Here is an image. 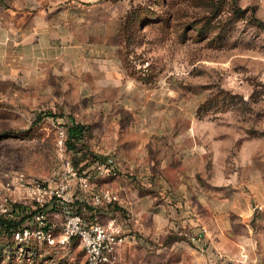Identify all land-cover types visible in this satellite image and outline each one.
Here are the masks:
<instances>
[{
    "label": "rangeland",
    "instance_id": "rangeland-1",
    "mask_svg": "<svg viewBox=\"0 0 264 264\" xmlns=\"http://www.w3.org/2000/svg\"><path fill=\"white\" fill-rule=\"evenodd\" d=\"M72 6L80 18V39L86 38L85 24L93 30L105 27L110 32L105 34V46L97 34L89 40L95 45L93 51L87 50L88 60L70 63L63 55L64 42L47 35L44 52L30 54L29 68L15 70L17 76L12 77L1 70L0 214L16 218L39 211L26 187L36 182L55 189L66 180L70 188L65 197L79 199L45 203L41 218L36 211L23 224L32 232L27 240L12 238L0 228V264H85L80 241L65 240L62 231L65 211L79 208L90 220L94 209L92 195L81 190L70 167L82 174L87 164L109 159L131 169L114 154L115 144L121 143L117 139L130 134V122L135 124L129 127L138 136L139 155L158 157L174 148L178 153L198 152L204 134L206 140L222 136L223 148L210 153L207 141L206 153L222 161L223 172L210 167L209 159L206 173H182L184 187L191 191L198 189L197 182L207 189L225 187L236 171L237 180L252 170L264 174V0H46L44 8L48 12L56 8L55 20L62 21ZM89 19L95 29L86 23ZM98 54H107V60H96ZM100 65L113 74L95 83L90 74ZM111 117L117 122H110ZM73 121L86 126L79 154L66 146L67 126ZM178 138L185 148L173 146ZM247 143L255 151L246 170L235 157ZM101 147L110 150L108 157L95 159ZM226 161L233 166H226ZM125 174L126 169L109 179ZM156 175L144 174L140 181L146 180L145 186L153 190ZM160 175L169 182L174 174ZM103 179L98 187H107ZM218 180L222 185L213 184ZM116 203L97 207L96 215ZM250 218L257 242L253 248H242L228 264H264V211H255ZM46 225L50 235L47 231L38 235L36 231ZM137 238L138 243L119 248L117 264L203 262L188 235L173 231L158 239Z\"/></svg>",
    "mask_w": 264,
    "mask_h": 264
},
{
    "label": "crops",
    "instance_id": "crops-1",
    "mask_svg": "<svg viewBox=\"0 0 264 264\" xmlns=\"http://www.w3.org/2000/svg\"><path fill=\"white\" fill-rule=\"evenodd\" d=\"M45 4L46 0H0V73L1 70H7V76L12 77L17 76L15 70L29 68L30 61H32L30 54L43 51V46L47 43V35L51 40H58V43L64 42L66 51L62 54L68 56L66 60L70 63L88 60L87 50L93 51L95 45L89 40L97 34L102 37L100 45L107 44L105 40L110 34L108 28H106L107 31L105 27L96 30V26L90 19L85 20L86 23L93 25L96 32L85 24L86 32L82 37L86 38L80 39L78 30L80 18L76 14V8L73 6L67 8L62 21L60 19L58 21L54 17L56 8L48 12L44 8ZM51 42L53 41H50V44ZM107 57V54H98L95 59L105 61ZM83 72L79 71L78 74ZM111 74L113 73L100 65L99 70L97 69L94 74L91 72L90 75L97 83L99 80L102 82ZM113 78L116 79L115 76ZM99 108L100 106L94 105V109ZM116 119L111 117L109 120L117 122ZM132 125L135 124L130 122L127 125L130 134H123L117 139V142L121 141V143L115 144L118 152L114 153L118 155L123 164H126L125 166L130 165L131 169L125 167L124 170L126 169L128 174L120 178L109 179L107 177L102 180L104 186L112 188L118 194L119 202L116 205L101 208L99 212L101 222L107 224L114 218L116 225L145 240L158 239L173 231L188 235L201 231L202 226L206 227L209 236V253L206 257H201L202 264H228L227 261L237 257L242 248L246 250L248 245L253 248L257 238L250 227V217L255 211H264V174L252 170L251 173L243 174L241 180H237L239 176L236 171V174L226 179L223 184L225 187L207 189L197 182L195 184L198 185V189L191 191L184 187L185 178L181 175L182 173L191 174L202 171L206 173L209 159L212 160L210 167L212 165L215 171L223 172L222 161L218 162L219 158L215 155L208 156L206 153L207 141L210 143L208 146L210 153L216 154L219 149L223 148L222 136L214 134L213 139L206 140L204 134L198 152L182 150L183 152L178 153V149L174 148V151L168 155L153 157L138 154L137 147H135L138 136L132 135V127H129ZM234 145L230 143V150ZM173 146L185 148L183 140L179 138L173 141ZM250 148L252 151L249 152ZM105 149L106 147L98 148L97 153L101 154L95 155L107 158L105 153L110 150ZM253 151H255L254 145L247 143L246 148L244 147L235 157L237 165L246 164V170L250 168L248 165L251 164ZM197 165L198 169L195 168ZM228 165L233 166V163L228 164L226 161V166ZM232 166L229 170H233ZM172 171L174 175L172 180L168 179L169 182L160 177V174L172 173ZM150 172L157 174L153 177L155 180L153 190L145 186L146 180L140 181L144 174ZM218 181L213 184L222 185V181ZM259 206L262 209H259ZM138 242L139 239L134 243ZM211 247L216 249L222 259L211 253Z\"/></svg>",
    "mask_w": 264,
    "mask_h": 264
},
{
    "label": "built area",
    "instance_id": "built-area-1",
    "mask_svg": "<svg viewBox=\"0 0 264 264\" xmlns=\"http://www.w3.org/2000/svg\"><path fill=\"white\" fill-rule=\"evenodd\" d=\"M68 165H71V163L68 162ZM87 166L82 174H78L73 166L70 169L72 175L77 177L81 190L90 192L92 195L93 216L90 220H87L80 214L79 208L76 212L65 211L66 216L62 226L63 235L65 240L77 238L80 241L85 253V264H117L119 248L127 243L135 242L138 238L135 234L126 232L122 227L116 225L114 218L107 224L99 220L96 215V208L119 202V196L110 187H98L97 182L101 178L120 176L124 173V168L109 159H98L91 166ZM26 187L31 194V198L40 208L36 213L38 219L44 215L42 206L47 202L64 203V201L74 202V199H79L77 195L73 196L71 200L65 197L70 188V184L66 180H62L55 189L44 182H36ZM258 208L262 209L261 206ZM49 230V225L41 226L36 233L43 235L47 231L46 233L50 235ZM31 235L32 232L28 228L14 233L17 240H27ZM188 236L198 254L203 258L206 257L209 253L208 229L202 227L201 231L192 232Z\"/></svg>",
    "mask_w": 264,
    "mask_h": 264
},
{
    "label": "trees",
    "instance_id": "trees-1",
    "mask_svg": "<svg viewBox=\"0 0 264 264\" xmlns=\"http://www.w3.org/2000/svg\"><path fill=\"white\" fill-rule=\"evenodd\" d=\"M86 126L84 124L77 123L75 121L71 122L67 126V139H66V146L68 150H73L79 154L82 149H78L77 146L80 142L84 141L86 134ZM95 159L100 157L94 154ZM87 158V157H86ZM88 159V158H87ZM88 165V164H87ZM86 165V166H87ZM37 210L33 212L31 215H20L16 218L12 216H8L7 214H0V228L6 231L7 234H10L12 238H14V233L16 231L22 230L23 224L33 215L36 213ZM19 212V211H18ZM47 230V228H46Z\"/></svg>",
    "mask_w": 264,
    "mask_h": 264
}]
</instances>
